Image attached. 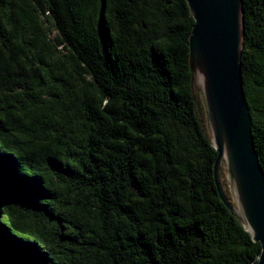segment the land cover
<instances>
[{
    "label": "trees",
    "instance_id": "16d2710c",
    "mask_svg": "<svg viewBox=\"0 0 264 264\" xmlns=\"http://www.w3.org/2000/svg\"><path fill=\"white\" fill-rule=\"evenodd\" d=\"M243 7L264 169V0ZM193 25L186 0H0V264L257 262L217 190Z\"/></svg>",
    "mask_w": 264,
    "mask_h": 264
},
{
    "label": "water",
    "instance_id": "95a60500",
    "mask_svg": "<svg viewBox=\"0 0 264 264\" xmlns=\"http://www.w3.org/2000/svg\"><path fill=\"white\" fill-rule=\"evenodd\" d=\"M194 18L189 35V62L199 88L213 145L214 176L225 206L261 245L255 264H264V169L255 148L251 114L243 88V0H186ZM233 195L221 181L222 164ZM5 246L0 233V259Z\"/></svg>",
    "mask_w": 264,
    "mask_h": 264
},
{
    "label": "rangeland",
    "instance_id": "374dc122",
    "mask_svg": "<svg viewBox=\"0 0 264 264\" xmlns=\"http://www.w3.org/2000/svg\"><path fill=\"white\" fill-rule=\"evenodd\" d=\"M195 90L198 91V92H200V89H199V88H196V87H195ZM200 93H201V92H200Z\"/></svg>",
    "mask_w": 264,
    "mask_h": 264
}]
</instances>
